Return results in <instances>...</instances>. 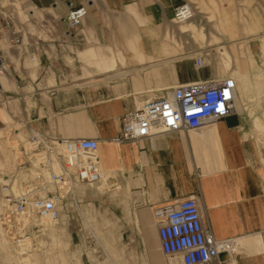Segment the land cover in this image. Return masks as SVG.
I'll list each match as a JSON object with an SVG mask.
<instances>
[{"label": "crops", "instance_id": "0c3cea01", "mask_svg": "<svg viewBox=\"0 0 264 264\" xmlns=\"http://www.w3.org/2000/svg\"><path fill=\"white\" fill-rule=\"evenodd\" d=\"M30 1L36 4L32 8L42 9L46 16L37 17L26 38L23 23H18L21 57L15 46L0 41L15 84L8 90L17 95L22 109L30 110L29 124L52 134L97 139L106 173L101 182L115 185L100 194V205L126 216L127 221H153L145 230L158 245L157 223L163 218L157 211L196 194L204 226L216 237H239L241 252L224 264H264L259 237L264 229V146L250 133L240 95L242 109L232 112L237 114L235 124L223 117L198 129L115 139L124 111L146 97L166 93L173 84L188 81L181 59L166 53L164 34L162 42L161 37L145 33L160 25V31L168 30L172 37L174 27L166 21L174 6L185 0H88V14L77 26L79 38L66 32L65 0ZM105 13L114 15L111 24L126 29L125 36H105L102 31L110 28ZM194 16L198 19V12ZM194 16L178 28L195 38L204 37L206 32ZM256 27L251 18L242 16L241 23L228 30L233 37ZM218 28L226 29L219 24ZM88 29L96 32V38L85 37ZM224 48L220 50L223 55ZM26 53L37 54L30 62L34 70L24 65ZM172 61L167 68L174 77L167 79L166 64ZM0 78L3 87L11 83L8 74ZM8 110L0 106L1 119Z\"/></svg>", "mask_w": 264, "mask_h": 264}, {"label": "rangeland", "instance_id": "374dc122", "mask_svg": "<svg viewBox=\"0 0 264 264\" xmlns=\"http://www.w3.org/2000/svg\"><path fill=\"white\" fill-rule=\"evenodd\" d=\"M192 1L198 19L193 16L198 26L205 30L204 37L195 38L189 31L179 30L181 23L174 22L172 16L166 21L174 27L172 37L167 34L168 30L160 31V25L143 32L161 37L162 42L161 35L164 34L166 53L181 59L182 68L190 76L187 80L196 74L202 78L232 75L238 84L237 92L247 113L250 133L264 146V0ZM0 5L12 13L17 23H23L25 38L33 29V17L45 15L42 9L32 8L30 0H0ZM104 16L110 27L102 31L105 36L119 38L126 35V29L111 24L116 20L114 15L105 13ZM242 16L256 23L255 31H239L231 37L228 27L240 24ZM218 24L226 29L220 30ZM79 30V27L70 29L71 36L79 38ZM214 35L218 36L217 39L213 38ZM85 37L96 38V32L88 29ZM223 46L226 49L224 55L220 53ZM113 48L118 50V47ZM187 49L206 52V64L197 68L188 55L193 51ZM30 62L31 54L26 53L24 65L34 70L36 66ZM171 63L175 62L166 64L167 79L174 77L167 68ZM8 79L11 80L9 75ZM12 81L4 87L14 88ZM7 93L5 99L0 94V106L9 109L5 119L0 118V126H3L0 128V168L4 171H8L14 162L11 145L16 140L19 143L26 141L30 114V110L21 108L16 94L11 90ZM114 186L106 181L98 185L75 183L72 192L63 200L56 221L50 224L41 219L34 220L25 247L18 245V239L12 237L10 225L2 224L0 210V264H180L178 257L163 255L159 244L148 238L145 227L153 225V221H127L126 216L122 218L110 207L100 205V194Z\"/></svg>", "mask_w": 264, "mask_h": 264}, {"label": "built area", "instance_id": "2783aa9c", "mask_svg": "<svg viewBox=\"0 0 264 264\" xmlns=\"http://www.w3.org/2000/svg\"><path fill=\"white\" fill-rule=\"evenodd\" d=\"M55 1V0H54ZM68 6V28H76L88 14V0H65ZM36 5L35 3H33ZM192 1L185 0L173 8L172 19L181 22L194 15ZM34 21L37 19L33 17ZM0 41L17 50L22 43V30L10 11L0 5ZM193 51V50H189ZM21 57L22 51L19 52ZM31 58L36 53H30ZM197 68L206 64L203 50L190 53ZM9 58L0 45V74L9 75ZM0 78V94L5 99ZM237 81L232 75L200 77L169 87L166 93L144 98L133 109L121 115L117 141L168 130L198 129L234 112ZM14 162L8 171L0 168V207L2 224L11 223V235L23 246L34 220L42 217L56 221L63 200L75 183L98 185L105 177L98 155V141L93 136L52 134L31 124L26 141L11 145ZM161 253L178 257L180 264H224L242 250L237 236L216 237L204 226L196 194L177 204L157 211ZM264 250V229L259 233ZM224 253L223 257L220 254Z\"/></svg>", "mask_w": 264, "mask_h": 264}, {"label": "bare ground", "instance_id": "6f19581e", "mask_svg": "<svg viewBox=\"0 0 264 264\" xmlns=\"http://www.w3.org/2000/svg\"><path fill=\"white\" fill-rule=\"evenodd\" d=\"M191 18H193V16L191 17ZM191 18H189V19H191ZM189 19H186V20H184V21H181V22H176V23H182V22H186V21H188ZM234 106H235V109H237L238 111H240V109H242V106H241V104H240V101H239V98H238V94L236 95V98H235V100H234ZM106 178V177H105ZM41 220L43 221V222H48V223H52L53 221H51L49 218H46V217H42L41 218ZM5 223H8V225H10V227H12V225H11V223H9L8 221H4L3 222V224H5ZM10 234H11V230H10ZM158 237V236H157ZM23 247H25V246H23ZM23 247H21V248H23ZM161 251V250H160Z\"/></svg>", "mask_w": 264, "mask_h": 264}, {"label": "water", "instance_id": "95a60500", "mask_svg": "<svg viewBox=\"0 0 264 264\" xmlns=\"http://www.w3.org/2000/svg\"><path fill=\"white\" fill-rule=\"evenodd\" d=\"M225 119H227L229 124H235V123H237V114H235V113L229 114V115L225 116ZM223 256H224V253H221L220 257H223Z\"/></svg>", "mask_w": 264, "mask_h": 264}]
</instances>
